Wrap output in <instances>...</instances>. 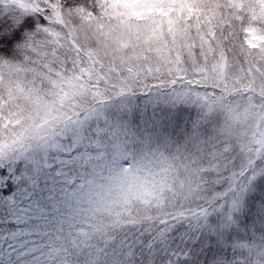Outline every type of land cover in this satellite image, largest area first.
<instances>
[{
    "label": "snow or ice",
    "instance_id": "1",
    "mask_svg": "<svg viewBox=\"0 0 264 264\" xmlns=\"http://www.w3.org/2000/svg\"><path fill=\"white\" fill-rule=\"evenodd\" d=\"M0 264H264V0H0Z\"/></svg>",
    "mask_w": 264,
    "mask_h": 264
}]
</instances>
